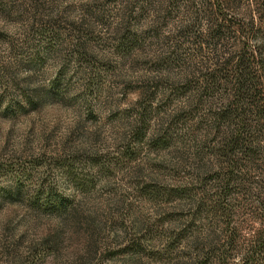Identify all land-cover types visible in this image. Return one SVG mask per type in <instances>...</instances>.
<instances>
[{"label":"rangeland","instance_id":"1","mask_svg":"<svg viewBox=\"0 0 264 264\" xmlns=\"http://www.w3.org/2000/svg\"><path fill=\"white\" fill-rule=\"evenodd\" d=\"M206 2L0 0V264H264V128L215 206Z\"/></svg>","mask_w":264,"mask_h":264},{"label":"trees","instance_id":"2","mask_svg":"<svg viewBox=\"0 0 264 264\" xmlns=\"http://www.w3.org/2000/svg\"><path fill=\"white\" fill-rule=\"evenodd\" d=\"M242 1L206 2L204 12L209 11L215 18L208 28L210 38H217L235 27L234 31L242 39L237 49L228 54L214 50L216 52L210 56L215 62L205 65L200 73L202 77L194 83V88H197L194 91L196 93L199 89L200 97L214 96L216 89L223 86L230 90L225 102L219 99L218 104L213 102L208 107L206 118L217 141L212 150L218 159L213 175L218 178L215 206L221 208V213L227 209L233 213L231 199L236 193L237 176H241L244 171L242 158L250 160L260 149L255 132H262L264 128V0L255 1L259 12L258 21L249 4L241 11ZM192 85L190 82L181 84L180 90L189 91ZM258 241L260 250L264 246V238L260 236ZM251 245L254 247L253 241Z\"/></svg>","mask_w":264,"mask_h":264}]
</instances>
